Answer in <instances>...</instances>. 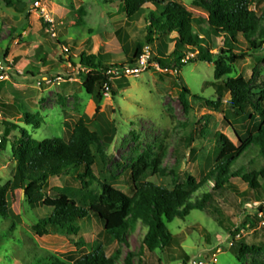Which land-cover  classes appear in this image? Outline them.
I'll use <instances>...</instances> for the list:
<instances>
[{
    "label": "rangeland",
    "instance_id": "1",
    "mask_svg": "<svg viewBox=\"0 0 264 264\" xmlns=\"http://www.w3.org/2000/svg\"><path fill=\"white\" fill-rule=\"evenodd\" d=\"M171 1L181 4L194 18H206L193 5L195 0ZM121 4L122 0H18L14 8H8L0 2V75L4 77L0 81V187L12 180V149L22 137L39 142L63 138L80 119L100 140L108 135L112 143L105 149L103 160L94 149L93 181L78 178L82 169L71 170L47 181L43 187L47 197L98 195L103 185L131 195L130 168L140 157L151 162L162 156L159 172H148L145 182L169 190L184 185L187 177L197 184L214 164L220 135L235 145L237 136L245 137L247 118L231 116L228 94L217 96L211 85L215 81L212 64L186 65L178 73L150 66L137 77L113 80L100 104L86 94L82 79L85 70L78 65L82 53L100 54L105 63L117 65L131 58L136 61L145 48L150 49L152 58L155 56L146 42V16L154 7L146 5L137 21L128 22ZM251 9L262 15L264 0H254ZM162 10L160 7L157 12ZM41 18L49 28L42 29ZM222 43L220 37H211L212 53L216 54ZM240 75L253 89L264 90V40L257 42L227 78ZM183 86L190 91L187 108L179 99ZM206 100L219 101L221 106L218 110L207 108ZM263 166L264 160L251 148L233 170L242 167L251 171ZM86 181L91 185L85 187ZM230 183L236 192L214 194L211 208L192 211L184 221L176 219L168 225L177 243L173 251L140 254L143 230L137 227L128 238V246L112 244L105 248L106 254L119 250L120 264L128 253L134 256L133 264H138L140 257L141 264H242L237 241L247 245L264 242V215L257 217L254 226L244 224L247 217L257 216L259 203H254L251 194L244 197L246 201L240 197L247 191L240 179ZM261 186L264 189V183ZM196 194L193 198L199 199L201 194ZM6 200L7 217H0V264H35V259L48 256L67 262L100 240V227L95 222L70 237H38L33 227L49 211L31 206L20 188L10 190ZM213 207L220 209L225 228L236 233L233 239L217 223ZM185 255L188 259L184 263ZM254 262L264 264V256H247L245 264Z\"/></svg>",
    "mask_w": 264,
    "mask_h": 264
},
{
    "label": "trees",
    "instance_id": "2",
    "mask_svg": "<svg viewBox=\"0 0 264 264\" xmlns=\"http://www.w3.org/2000/svg\"><path fill=\"white\" fill-rule=\"evenodd\" d=\"M0 2L8 8H14L18 0ZM253 4L254 0H195L193 5L206 15L205 19H200L194 18L181 4L171 0H122L121 11L128 22L137 21L146 10V5L154 7L146 16V42L155 53L151 62L157 64L159 69L178 73L190 64L205 63L214 66L215 81L211 85L219 98L224 94L229 95L228 105L232 117L247 118L245 137L237 136V145L225 136L218 137L219 152L212 168L200 183L196 184L193 178L187 177L184 185L169 190L145 182L148 172H159L162 156L151 162L140 157L130 168L131 195L103 185L98 195L88 193L79 199L71 198L66 193L47 197L43 187L50 178L68 175L71 170L79 169L83 170L78 175L79 179L93 181L92 168L96 160L94 149L96 155L103 160L105 149L111 145L112 138L105 135L100 140L96 133L89 131L83 119L63 138L39 142L28 136L22 137L12 149L15 160L12 180L0 187V217L6 218L8 214L7 193L20 188L24 190L31 206L49 211V215L40 219L33 227L38 237L50 234L70 237L92 222L100 227V240L88 252L78 257L71 256L67 262L50 256L38 258L35 259V264H120V251L115 250L107 255L105 248L112 244L128 246V238L137 227L143 230L140 254L145 251L149 254L171 252L177 247V243L168 230V225L176 219L184 221L192 211L205 212L207 208H211L215 201L214 194L236 192L230 183L231 179H240L247 185V191L240 194L244 201V197L251 194L254 203H259L257 216L250 219L247 217L244 224L254 226L257 217L262 218L264 189L261 182L264 183V166L251 171L242 167L233 170V167L251 148H255L259 157L264 160V90L253 89L251 83L241 75L227 78L233 73L234 66L245 60L257 42L264 40V11L262 15H257L251 9ZM160 7L163 8L162 12H157ZM41 24L43 30L50 27L43 18ZM211 37H220L223 41L216 54L209 48ZM170 45L173 46L171 51ZM240 47H245L247 51L243 52ZM138 48L141 49L142 46L138 45ZM187 54L194 56L188 58ZM134 64L132 58L126 64L117 65L105 63L100 54L82 53L78 65L85 70L82 74L83 89L96 104H100L106 93L105 85L109 89L112 86L107 72ZM72 65L75 66V63L72 62ZM168 76L171 77L169 74ZM189 95L190 91L183 86L179 99L184 108L188 107ZM204 105L218 110L221 103L206 100ZM5 132L8 134L7 130ZM101 141L102 144L98 145ZM89 181L84 182L85 187L91 185ZM196 193L201 194L199 199L197 196L193 198ZM212 209L218 215L217 223L233 239L236 233L225 228L220 209ZM237 244L242 264L246 263L247 256H264V242L247 245L240 240ZM133 258V254L128 253L123 264H133ZM140 258L138 264L143 262ZM183 258L185 263L188 258L186 255Z\"/></svg>",
    "mask_w": 264,
    "mask_h": 264
},
{
    "label": "built area",
    "instance_id": "3",
    "mask_svg": "<svg viewBox=\"0 0 264 264\" xmlns=\"http://www.w3.org/2000/svg\"><path fill=\"white\" fill-rule=\"evenodd\" d=\"M152 59V54L150 52L149 48H145L138 59L135 61V64L133 66H123L120 68H114L111 71L107 72V76L110 82L113 80H120L123 78H128V77H137L140 75L142 72L148 70L150 66H153L155 68H159L157 64H154L151 62ZM4 77L0 75V81L3 80ZM105 91H109V87L107 84L105 85ZM2 140L0 137V144ZM258 205V204H257Z\"/></svg>",
    "mask_w": 264,
    "mask_h": 264
}]
</instances>
